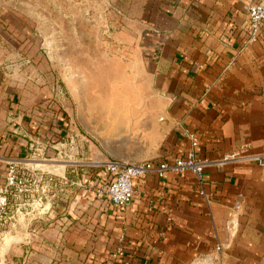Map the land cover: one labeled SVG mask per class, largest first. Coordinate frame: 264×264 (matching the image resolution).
I'll use <instances>...</instances> for the list:
<instances>
[{
    "label": "crops",
    "instance_id": "0c3cea01",
    "mask_svg": "<svg viewBox=\"0 0 264 264\" xmlns=\"http://www.w3.org/2000/svg\"><path fill=\"white\" fill-rule=\"evenodd\" d=\"M251 1L130 0L118 27L127 40L118 48L127 56L92 58L90 72L70 85L64 74L78 127L86 131L82 116L106 142V157L125 162L182 152L185 129L198 136L199 157L264 154V32L247 41ZM69 115L63 108L59 119ZM59 126L46 132H67ZM38 130L28 129L37 142ZM58 165L57 178L65 177L63 188L74 198L60 209L59 235L92 243L85 252L69 250L80 259L71 264H119L111 260L119 244L134 253L133 264H264V164L207 168L209 202L189 171L147 175L119 209L93 195L100 169Z\"/></svg>",
    "mask_w": 264,
    "mask_h": 264
},
{
    "label": "rangeland",
    "instance_id": "374dc122",
    "mask_svg": "<svg viewBox=\"0 0 264 264\" xmlns=\"http://www.w3.org/2000/svg\"><path fill=\"white\" fill-rule=\"evenodd\" d=\"M129 1L0 0V264L77 263L80 259L71 258L69 250L92 247L59 235L60 209L74 201L73 192L67 195L63 185L35 191L18 179L27 177L34 160L56 173L58 164L89 169L93 160L107 158L106 142L78 127L62 80L67 74L69 85L77 82L78 74L90 72L86 66L92 58L127 56L118 48L127 41L118 27ZM63 108L70 114L67 132L47 133L51 124L58 125ZM34 126L41 128L39 142L28 131ZM67 135L73 142L66 141ZM19 185L26 190L19 193Z\"/></svg>",
    "mask_w": 264,
    "mask_h": 264
},
{
    "label": "built area",
    "instance_id": "2783aa9c",
    "mask_svg": "<svg viewBox=\"0 0 264 264\" xmlns=\"http://www.w3.org/2000/svg\"><path fill=\"white\" fill-rule=\"evenodd\" d=\"M248 42L257 40L264 32V0H252L246 7ZM184 134L188 138L187 147L179 153L164 156L161 159H147L138 162H125L105 158L93 160L89 166L100 169L103 176L101 181L92 187L93 195L104 204L115 208L125 207L137 194L134 186L135 180L147 175H155L163 178L167 173L179 174L186 171L194 175L197 193L209 202L210 197L205 191L204 178L205 170L209 167H223L226 165L240 164L249 161H256L264 164V154H249L241 150H234L221 155L218 158L199 157L197 148L199 138L195 132L185 129ZM65 165H68L67 163ZM77 162H71V167H76ZM27 177L18 179L19 184L29 182L34 186L35 191L50 192L51 189L63 184L65 177L57 178V174L51 170L35 166L29 167ZM26 188L19 185L18 192L22 193ZM5 202V197L2 198ZM239 207V204H236ZM121 237H124L121 235ZM216 250L221 252V246L217 245ZM135 255L123 244H119L111 254V260L119 264H133Z\"/></svg>",
    "mask_w": 264,
    "mask_h": 264
},
{
    "label": "water",
    "instance_id": "95a60500",
    "mask_svg": "<svg viewBox=\"0 0 264 264\" xmlns=\"http://www.w3.org/2000/svg\"><path fill=\"white\" fill-rule=\"evenodd\" d=\"M82 116L78 117V120L80 122V124L82 125V127L91 135H93L96 139L99 140V138L97 136L94 135L92 129H91V125L89 124V122L85 119V118H81ZM109 151V150H107ZM47 207H44V210H46ZM2 253V252H1Z\"/></svg>",
    "mask_w": 264,
    "mask_h": 264
},
{
    "label": "trees",
    "instance_id": "16d2710c",
    "mask_svg": "<svg viewBox=\"0 0 264 264\" xmlns=\"http://www.w3.org/2000/svg\"><path fill=\"white\" fill-rule=\"evenodd\" d=\"M66 119H67V117H66ZM66 119L64 120L63 118L62 119L57 118L56 119L57 124L60 125L62 128L66 129L68 127V120H66Z\"/></svg>",
    "mask_w": 264,
    "mask_h": 264
}]
</instances>
